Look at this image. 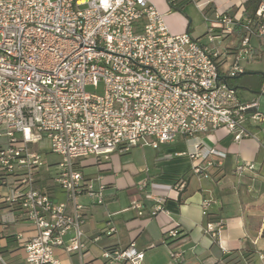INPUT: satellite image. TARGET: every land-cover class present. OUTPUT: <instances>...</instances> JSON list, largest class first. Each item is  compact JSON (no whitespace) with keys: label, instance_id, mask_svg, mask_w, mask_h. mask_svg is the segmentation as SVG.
<instances>
[{"label":"built area","instance_id":"1","mask_svg":"<svg viewBox=\"0 0 264 264\" xmlns=\"http://www.w3.org/2000/svg\"><path fill=\"white\" fill-rule=\"evenodd\" d=\"M182 1L200 10L211 2L166 3L171 9ZM204 20L202 41L186 31L172 33L152 0H0V204L26 223L12 234L23 264H63L57 249L76 255L74 264L88 260L86 214L78 197L102 204L104 192L102 184L94 188L85 178L84 158L100 163L115 152L138 145L156 148L183 136L193 139L182 154L194 160V174L208 177L206 170L221 165L226 151L204 144L199 134L223 128L238 142L252 135L249 121L264 129L257 101H240L225 81L242 74L244 61L254 56L251 39L264 38V3L253 18L217 11L215 19ZM236 24L243 34L230 54L220 45ZM100 81L101 94L86 90ZM45 139L48 145L41 148ZM259 144L264 151V135ZM48 152L55 161L49 163ZM43 167L65 200L34 186ZM253 168L244 162L235 170ZM184 184L179 179L175 190ZM211 203L202 199V214H208ZM133 205L141 215V202ZM162 209L157 199L150 215ZM5 228L0 220V233ZM219 229L217 222L206 223L205 232L212 236ZM115 230L108 222L104 233ZM167 236L175 238L178 231ZM173 245L168 242L169 253L180 262L183 253ZM100 258L109 264H143L144 252L131 242L103 249ZM0 264H12L1 239Z\"/></svg>","mask_w":264,"mask_h":264},{"label":"crops","instance_id":"2","mask_svg":"<svg viewBox=\"0 0 264 264\" xmlns=\"http://www.w3.org/2000/svg\"><path fill=\"white\" fill-rule=\"evenodd\" d=\"M244 1L211 0L201 10L204 11L202 30L196 32L189 19L191 29L188 33L205 41L204 16L215 19L217 11L240 15ZM162 3V6L156 7L163 14L168 29L172 33L186 31L187 16L170 9L166 0H162ZM179 4L185 10L190 2L182 1ZM238 39L231 35L220 46L226 47L231 54V48ZM251 43L254 56L244 61L245 72L239 75L241 77L232 78L233 87L240 101L255 100L258 110L264 113V103H261L262 99L264 102L261 79L264 74V38L253 37ZM230 58L231 55L226 58L227 63ZM247 126L252 135L238 142L233 141L232 135L223 128L199 134L204 144L226 151L221 165L206 170L208 177L194 174V160L182 154L192 147L193 139L183 136H178L172 143L159 144L156 148L138 145L154 150L140 170L132 161L124 160L121 156L137 146L124 153H112L109 159L100 163L93 156L84 158L81 169L85 178L102 184L104 192L102 204L92 202L86 195L78 197L86 214L84 230L88 260L84 264H109L101 260V251L110 247H124L131 242L144 252L143 264H174L168 256V242H173L174 248L183 253L178 264H225L227 259L233 257L239 261L238 264H264V151L259 144L264 129L250 121ZM2 142L3 139H0ZM40 145L46 148L48 140H42ZM36 147L39 149V146ZM43 151L45 153L47 149ZM46 158L49 163L56 159L48 154ZM244 162L253 163L254 168L237 173L236 166ZM179 179L184 180L185 184L178 192L174 185ZM34 186L49 192L55 200H65L59 196L62 191L53 184L50 171L45 167L36 174ZM206 197L212 199V203L208 214L204 215L201 201ZM157 199H162L163 209L151 216L150 211ZM133 201L141 202V215ZM0 220L6 221V228L0 233L4 254L12 264H23V253L12 234L25 229L26 223L18 218L17 211H10L2 204ZM208 221L219 223L216 236L205 232ZM108 222L116 229L111 235L104 233ZM172 229L178 231L175 238L167 236ZM95 236H98L97 240H93ZM56 254L63 264L78 263L76 255H66L60 249L56 250Z\"/></svg>","mask_w":264,"mask_h":264},{"label":"rangeland","instance_id":"3","mask_svg":"<svg viewBox=\"0 0 264 264\" xmlns=\"http://www.w3.org/2000/svg\"><path fill=\"white\" fill-rule=\"evenodd\" d=\"M157 6H162L163 3H162V0H153ZM204 13V11L202 12L201 10H199L196 6H195V3L191 2L190 4H188L184 10V14L183 16H187L188 19L191 20V24L193 25V27H195V31L196 32H200L203 28V25H202V14ZM170 17V16H168ZM167 17V19H168ZM176 23H178V21H176ZM241 76L238 75L237 78L235 79H239ZM86 90L88 91H91V92H95V93H98V94H101L103 92V82L100 81L98 83V86L96 88H94L93 86L91 85H87L86 87ZM261 103H264L263 102V99H262V102ZM35 149H37V147L35 146L34 147ZM154 153V150L149 147V146H137L133 149H131V151L129 153H126V154H123L121 155L123 157L124 160L128 159L129 161H132L133 162V165L137 168V169H143L144 168V164H145V159L148 160L150 154H153ZM44 156L46 155L45 153H43ZM48 155L50 154L49 152L47 153ZM52 157H55L53 156L52 154H50ZM94 187L95 188H98L99 185L97 184V182L95 181L93 183ZM59 196L62 197V198H65V194L62 193V192H59ZM168 256L170 258V260L174 263V264H178L177 261H175L169 251H168Z\"/></svg>","mask_w":264,"mask_h":264},{"label":"trees","instance_id":"4","mask_svg":"<svg viewBox=\"0 0 264 264\" xmlns=\"http://www.w3.org/2000/svg\"><path fill=\"white\" fill-rule=\"evenodd\" d=\"M261 2H262V0H245L244 3H243V12H242V14L245 15V16H247V17H249V18H253L254 17L255 10H256V8L258 7V5ZM171 9L174 10V11H179L182 14H184V9H183V7H182L181 4H178L176 6H172ZM190 29H191V27H190V20L188 19V24H187L186 31L189 32ZM242 34H243V28L241 27L240 24H236L235 29H234V33H233L234 38H239ZM236 48H237V44L234 47L231 48L232 49L231 52L235 51ZM261 79H262V82H264V74L261 76ZM225 81L228 82L230 85L233 86V80H232V78L231 79H228V80L225 79ZM238 262L239 261L238 260H235V258L233 257V258L227 259L225 261V264H238ZM217 264H222V263H217Z\"/></svg>","mask_w":264,"mask_h":264},{"label":"water","instance_id":"5","mask_svg":"<svg viewBox=\"0 0 264 264\" xmlns=\"http://www.w3.org/2000/svg\"><path fill=\"white\" fill-rule=\"evenodd\" d=\"M220 78V76L219 75H217V79H219Z\"/></svg>","mask_w":264,"mask_h":264}]
</instances>
